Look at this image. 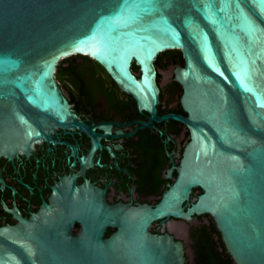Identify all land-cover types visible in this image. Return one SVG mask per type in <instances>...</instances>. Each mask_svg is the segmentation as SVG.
<instances>
[{"label": "water", "instance_id": "95a60500", "mask_svg": "<svg viewBox=\"0 0 264 264\" xmlns=\"http://www.w3.org/2000/svg\"><path fill=\"white\" fill-rule=\"evenodd\" d=\"M170 50L184 58L169 68L187 116L158 115L155 62ZM76 55L149 113L140 128L175 120L191 140L155 207L112 206L103 191L67 178L51 205L0 226V264H187L184 240L150 229L202 215L235 264H264V0H0V158L29 154L58 128L93 137L56 78ZM194 189L203 193L187 208Z\"/></svg>", "mask_w": 264, "mask_h": 264}, {"label": "flooded vegetation", "instance_id": "af4514ba", "mask_svg": "<svg viewBox=\"0 0 264 264\" xmlns=\"http://www.w3.org/2000/svg\"><path fill=\"white\" fill-rule=\"evenodd\" d=\"M157 70L161 93L166 88L169 90L163 100L160 96L158 115L187 116L180 103L182 86L174 76L163 86L162 70ZM133 72L139 76L140 68ZM97 75L105 78L104 87L91 90V98L80 89L58 81L77 121L95 127L93 137L79 128H58L51 132L50 140L42 138L35 142L29 154L20 153L12 160L0 158L1 227L16 225L17 212L29 219L45 204L51 205L56 188L67 178H75L77 187L88 184L103 191L107 203L112 206L155 207L174 184L177 168L191 140L189 128L175 120L155 122L153 128H140L141 123L148 121L149 113L141 111L131 95L117 85L112 86L104 74ZM174 85H178L182 93L173 98L171 88ZM202 193L194 189L187 208ZM203 220L209 221L205 215L193 218L191 222L196 221V224L189 227V235L192 226L207 224ZM170 222L186 221L172 218L157 221L150 230L157 235L169 233L183 241L169 229ZM79 232L80 225L76 224L73 234ZM107 232L105 237L113 233L107 236Z\"/></svg>", "mask_w": 264, "mask_h": 264}, {"label": "trees", "instance_id": "16d2710c", "mask_svg": "<svg viewBox=\"0 0 264 264\" xmlns=\"http://www.w3.org/2000/svg\"><path fill=\"white\" fill-rule=\"evenodd\" d=\"M157 69L166 70L169 65H184V58L182 52L179 50H170L161 53L155 62ZM138 65L133 63V71L138 70ZM97 73L104 74L111 82L112 86H116L113 79L106 72V70L93 59L76 55L67 58L60 62L56 73V78L60 83L71 85L74 88L80 89L83 94L91 98L89 93L94 88L102 89L104 87L105 78L97 75ZM160 80V75L157 76ZM171 88L172 97L181 94V88L174 85ZM168 91V92H167ZM169 94L168 88L161 93V100ZM180 108V107H179ZM181 112V108L179 109ZM202 193L201 189H195ZM209 221L207 224L200 227L192 226L190 228V238L192 240V249L194 253V264H235L234 260L227 252L225 244L222 240L215 221L209 215H205ZM201 218V216H198ZM113 229H108L107 236H109Z\"/></svg>", "mask_w": 264, "mask_h": 264}, {"label": "rangeland", "instance_id": "374dc122", "mask_svg": "<svg viewBox=\"0 0 264 264\" xmlns=\"http://www.w3.org/2000/svg\"><path fill=\"white\" fill-rule=\"evenodd\" d=\"M162 85L165 86L169 79H171L174 76V70L171 68H168L166 70H162ZM206 222V220H203ZM198 223V222H197ZM207 223V222H206ZM193 224H196L195 222H170L169 223V229L179 238L183 239L185 242V249H186V256H187V264H194V253L192 249V240L189 235V227ZM179 227V228H178Z\"/></svg>", "mask_w": 264, "mask_h": 264}]
</instances>
